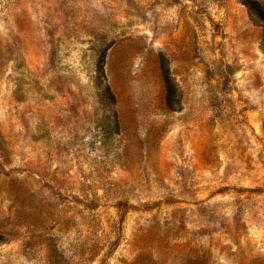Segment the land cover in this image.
Listing matches in <instances>:
<instances>
[{"label":"rangeland","instance_id":"374dc122","mask_svg":"<svg viewBox=\"0 0 264 264\" xmlns=\"http://www.w3.org/2000/svg\"><path fill=\"white\" fill-rule=\"evenodd\" d=\"M0 264H264L242 0H0Z\"/></svg>","mask_w":264,"mask_h":264},{"label":"trees","instance_id":"16d2710c","mask_svg":"<svg viewBox=\"0 0 264 264\" xmlns=\"http://www.w3.org/2000/svg\"><path fill=\"white\" fill-rule=\"evenodd\" d=\"M243 4H245L252 15L257 18L260 22L264 24V8L257 0H242ZM101 68V67H100ZM167 86L169 84L168 77L166 76ZM105 90L108 93V97L110 98L111 103L114 102L113 95L110 93L109 87L106 85ZM113 105V104H110Z\"/></svg>","mask_w":264,"mask_h":264}]
</instances>
